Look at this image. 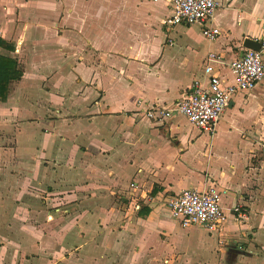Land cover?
<instances>
[{"label":"crops","instance_id":"crops-1","mask_svg":"<svg viewBox=\"0 0 264 264\" xmlns=\"http://www.w3.org/2000/svg\"><path fill=\"white\" fill-rule=\"evenodd\" d=\"M216 2L210 41L169 30L167 0H0L23 69L0 101V264H264V78L212 131L145 113L206 85L210 53L230 84L244 38L264 40V0ZM210 186L220 231L182 226L170 197Z\"/></svg>","mask_w":264,"mask_h":264},{"label":"built area","instance_id":"built-area-1","mask_svg":"<svg viewBox=\"0 0 264 264\" xmlns=\"http://www.w3.org/2000/svg\"><path fill=\"white\" fill-rule=\"evenodd\" d=\"M167 1L171 5V12L163 20V24L169 30L179 24L197 23L202 26L201 34L204 38L210 41L217 38L218 27L207 24L217 7L216 0ZM262 48H264V40L261 41L260 50L247 48L240 57L229 63L233 78L230 84L222 83L215 73L214 62H217V56L210 53L204 66V73L207 75L206 85L194 80L178 92L171 107L149 108L145 110L146 116L150 119H164L178 113L185 116L191 125L204 131H212L232 94L238 90H250L257 81L264 78ZM131 186L136 188L135 185L131 184ZM168 206L171 215L178 218L184 227L199 225L209 232L218 233L225 220L221 191L214 186L201 191L179 188L168 200ZM135 207L138 208V205ZM239 209V206H235L233 212L243 215Z\"/></svg>","mask_w":264,"mask_h":264},{"label":"trees","instance_id":"trees-1","mask_svg":"<svg viewBox=\"0 0 264 264\" xmlns=\"http://www.w3.org/2000/svg\"><path fill=\"white\" fill-rule=\"evenodd\" d=\"M11 51L13 47L0 37V50ZM23 69L18 60L0 52V101H4L13 84L21 78Z\"/></svg>","mask_w":264,"mask_h":264},{"label":"water","instance_id":"water-1","mask_svg":"<svg viewBox=\"0 0 264 264\" xmlns=\"http://www.w3.org/2000/svg\"><path fill=\"white\" fill-rule=\"evenodd\" d=\"M243 46L248 49L260 50L261 42L256 41L253 38H244Z\"/></svg>","mask_w":264,"mask_h":264},{"label":"rangeland","instance_id":"rangeland-1","mask_svg":"<svg viewBox=\"0 0 264 264\" xmlns=\"http://www.w3.org/2000/svg\"><path fill=\"white\" fill-rule=\"evenodd\" d=\"M21 136H24L23 134L21 135ZM61 200V199H60ZM56 203H58L59 202V200H57V201H55ZM62 202H63V199H62Z\"/></svg>","mask_w":264,"mask_h":264}]
</instances>
